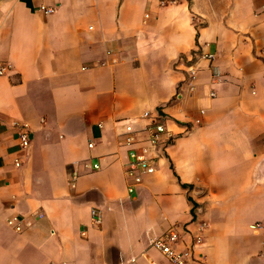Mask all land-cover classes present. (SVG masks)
I'll list each match as a JSON object with an SVG mask.
<instances>
[{
    "label": "crops",
    "instance_id": "crops-1",
    "mask_svg": "<svg viewBox=\"0 0 264 264\" xmlns=\"http://www.w3.org/2000/svg\"><path fill=\"white\" fill-rule=\"evenodd\" d=\"M0 60V264H172L171 226L203 264H264V0H0ZM147 110L174 137L130 193Z\"/></svg>",
    "mask_w": 264,
    "mask_h": 264
},
{
    "label": "built area",
    "instance_id": "built-area-1",
    "mask_svg": "<svg viewBox=\"0 0 264 264\" xmlns=\"http://www.w3.org/2000/svg\"><path fill=\"white\" fill-rule=\"evenodd\" d=\"M41 9L47 13H51L55 10V7L42 5ZM204 56L209 59H214L215 54L205 53ZM9 69L10 64L7 61L0 60V75H6ZM188 71L190 77L195 78L198 73V67L195 63H191ZM214 75L219 77L220 73L216 71ZM211 95L215 96L216 92L214 90L211 91ZM142 118L146 119V123L142 127H137L133 121L124 123L123 144L127 147L129 155L125 173L128 180V191L130 193L137 191L146 175L152 174L157 170V156L154 152H156L160 144L169 142L174 137V133H172L168 125L169 118L163 111L157 110L152 112L147 110L143 113ZM197 122H200V119H197ZM189 129L190 127H186L184 131H188ZM19 136L21 146L28 148L31 144V138L26 124L20 125ZM89 145L93 146L94 142L91 141ZM22 162L23 159L21 157L15 160L17 166H21ZM86 165L89 166L90 164L86 162ZM100 166L98 162L91 165L94 169H99ZM80 175L81 173L77 167H74L70 171L68 182L72 187L77 185ZM92 215L96 224L102 223L103 215L100 208L93 207ZM7 221L17 231L24 229V219L20 214L9 217ZM257 224L260 225V223ZM202 239V234L194 235L195 244H188L181 248L179 243L184 241L183 235L177 227L171 226L159 235H152L150 237V243L159 249L172 264H195L196 261L203 264L202 259L196 258L194 249V246L200 244ZM148 259L150 264H156L152 258L149 257Z\"/></svg>",
    "mask_w": 264,
    "mask_h": 264
}]
</instances>
